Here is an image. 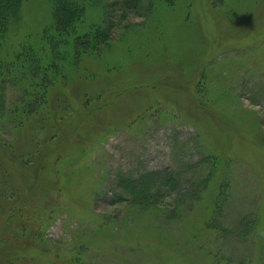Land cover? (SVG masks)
<instances>
[{
    "label": "rangeland",
    "instance_id": "374dc122",
    "mask_svg": "<svg viewBox=\"0 0 264 264\" xmlns=\"http://www.w3.org/2000/svg\"><path fill=\"white\" fill-rule=\"evenodd\" d=\"M82 1L107 34L76 64L22 56L46 0L0 52V264H264V0ZM149 172L173 188L126 198Z\"/></svg>",
    "mask_w": 264,
    "mask_h": 264
},
{
    "label": "trees",
    "instance_id": "16d2710c",
    "mask_svg": "<svg viewBox=\"0 0 264 264\" xmlns=\"http://www.w3.org/2000/svg\"><path fill=\"white\" fill-rule=\"evenodd\" d=\"M46 1L51 7L52 22L50 23L48 29L43 30L42 37L46 40V42H48L49 47L47 49L40 47L37 49L38 53H36V50L33 47L25 45L24 54L22 55L31 66V70L34 75H38L37 71L40 68L38 61V59H40L39 54L49 53V58H51L50 62L44 67V71L49 72L47 70H52L54 68L57 70V59L64 62L67 58L65 55L70 53V58L73 59L76 64L82 54L91 53V51L96 50V48H98L96 47L98 45L97 43L104 39L107 34L100 28L86 23L85 3L82 0ZM122 1H124L121 3L123 7L131 9L141 0ZM22 3L23 0H0V52L4 48V43L8 39L7 34L10 26L18 19ZM67 47L70 48V50H68ZM60 48H65L64 53L60 52ZM2 62L3 57L0 53V73L2 72L1 70H3ZM69 63H71L70 60L67 64L69 65ZM46 82H48L47 76L43 77L40 84L34 82L31 85L36 89L40 87L43 88V86H45L43 84ZM23 91L26 92L27 89H24ZM22 103H25V101ZM28 105L29 103L27 106ZM155 178H158L157 180L159 183L160 181L162 182L161 188L164 186L171 189L173 188L175 179L174 176L167 173L163 176V178H161L160 173L149 172L140 178L123 177L120 180L121 190L125 194L126 198H132L135 203L140 204L141 202L147 201L150 196L160 192L159 185L152 189L151 183L155 180ZM201 181H206V179ZM188 183L194 184V182L190 180ZM249 218L251 219H243L239 224L240 226H243L245 234H247L255 226L256 218ZM212 227L215 228V226Z\"/></svg>",
    "mask_w": 264,
    "mask_h": 264
}]
</instances>
